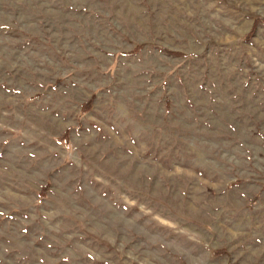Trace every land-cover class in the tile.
I'll return each mask as SVG.
<instances>
[{
	"label": "rangeland",
	"instance_id": "obj_1",
	"mask_svg": "<svg viewBox=\"0 0 264 264\" xmlns=\"http://www.w3.org/2000/svg\"><path fill=\"white\" fill-rule=\"evenodd\" d=\"M0 264H264V0H0Z\"/></svg>",
	"mask_w": 264,
	"mask_h": 264
},
{
	"label": "trees",
	"instance_id": "obj_2",
	"mask_svg": "<svg viewBox=\"0 0 264 264\" xmlns=\"http://www.w3.org/2000/svg\"><path fill=\"white\" fill-rule=\"evenodd\" d=\"M140 49V47H138L135 51L137 52L138 50ZM169 53H171V54H179V55H181L180 53H175V52H169ZM90 101H88V102H86L83 106H82V109H88L89 108V106H90ZM47 191V187H44L43 189H42V191L40 192V195H44L45 194V192Z\"/></svg>",
	"mask_w": 264,
	"mask_h": 264
}]
</instances>
